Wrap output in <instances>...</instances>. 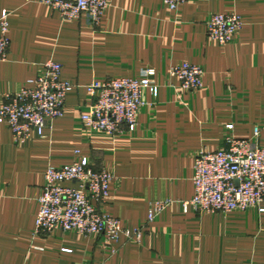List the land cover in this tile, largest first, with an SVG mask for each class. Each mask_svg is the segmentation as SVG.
<instances>
[{"label":"crops","instance_id":"obj_1","mask_svg":"<svg viewBox=\"0 0 264 264\" xmlns=\"http://www.w3.org/2000/svg\"><path fill=\"white\" fill-rule=\"evenodd\" d=\"M9 12L10 45L0 60V106L53 59L73 85L64 114L41 136L17 143L0 121V264H264V202L229 212H182L194 194V157L228 136L264 145V0H110L100 22L64 20L39 0H0ZM235 13L243 27L224 45L206 35L213 13ZM201 67L202 87L183 90L169 71ZM154 68L158 93L144 91L133 131L108 135L80 115L92 99L86 86L104 78H139ZM228 125H232L228 128ZM85 156L111 171L102 206L139 238L116 245L102 235L55 229L35 233L44 172ZM170 203L152 222L153 201Z\"/></svg>","mask_w":264,"mask_h":264},{"label":"built area","instance_id":"obj_2","mask_svg":"<svg viewBox=\"0 0 264 264\" xmlns=\"http://www.w3.org/2000/svg\"><path fill=\"white\" fill-rule=\"evenodd\" d=\"M59 13L64 20H76L85 15L96 25L110 0H39ZM175 10L187 0H162ZM235 13H213L206 22L207 37L224 45L231 42L243 27ZM9 12L0 11V60H5L9 45ZM62 65L48 59L41 73L24 87L6 93L0 106V121L10 129L13 139L23 143L32 133L42 135L46 126L62 117L67 93L73 85L61 77ZM185 91L202 87L200 66L182 62L169 71ZM154 68H147L139 78L116 77L93 80L86 86L91 103L80 115L82 123L91 129L115 135L133 131L137 116L145 104L144 91L158 93L152 78ZM231 128L232 125H228ZM255 140L228 136L224 145L214 151H199L194 157L191 199L179 202L182 212H229L259 207L264 202V145ZM113 179L111 171L98 169L87 157L61 167L49 166L44 172V185L39 197L35 233L47 234L55 229L75 231L80 235H102L105 242L118 244L122 237L139 238L141 229L124 228L118 218L102 209ZM169 200L153 201L148 211V223L162 212Z\"/></svg>","mask_w":264,"mask_h":264}]
</instances>
